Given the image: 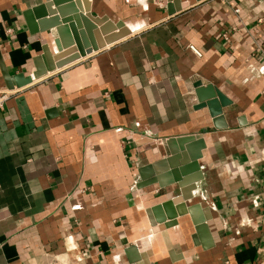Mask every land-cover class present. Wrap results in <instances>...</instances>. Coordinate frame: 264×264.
<instances>
[{
  "label": "crops",
  "instance_id": "crops-1",
  "mask_svg": "<svg viewBox=\"0 0 264 264\" xmlns=\"http://www.w3.org/2000/svg\"><path fill=\"white\" fill-rule=\"evenodd\" d=\"M42 1L0 0V264H264V0H87L130 34L17 87L56 51L24 20ZM195 81L230 101L220 121ZM188 135L185 200L158 164ZM167 201L186 213L160 229L147 211Z\"/></svg>",
  "mask_w": 264,
  "mask_h": 264
},
{
  "label": "water",
  "instance_id": "water-1",
  "mask_svg": "<svg viewBox=\"0 0 264 264\" xmlns=\"http://www.w3.org/2000/svg\"><path fill=\"white\" fill-rule=\"evenodd\" d=\"M81 1L84 3V8L80 4ZM168 1V14H173L174 5L179 8V1L175 0L174 4L171 3V0ZM23 16L31 34L55 29L57 37L53 39V46L56 51L51 53L47 47L43 48L42 55L35 61V70L32 75L26 77L23 74H18L12 78L13 82L10 80L17 87L30 83L32 77L37 79L47 71L62 67L64 64L61 60L73 53L77 52L79 56H85L105 44L130 34V30L124 26L123 22L112 23L105 17L91 16L87 0H43L24 11ZM87 35L91 40L92 37L95 38L97 43L92 42L89 47L90 45H87L86 42ZM71 46H75L74 49H70ZM193 86L199 103L198 108L207 107L215 123L220 121L222 107L229 105L230 101L211 84L203 85L201 81H195ZM195 140L196 138L192 135L169 139L167 145L171 154L165 161L158 164L160 166L168 163L173 179L178 182L179 186H189L182 191L185 200L190 197L189 191L194 188V181L202 178L197 161L201 156L200 152H193L191 149L194 146L192 142ZM198 144L203 147L202 142H198ZM188 174L190 175L188 176ZM185 213L186 210L182 205L174 209L173 201L161 203L147 211L152 224H164L160 225V229L176 224L174 219Z\"/></svg>",
  "mask_w": 264,
  "mask_h": 264
},
{
  "label": "built area",
  "instance_id": "built-area-1",
  "mask_svg": "<svg viewBox=\"0 0 264 264\" xmlns=\"http://www.w3.org/2000/svg\"><path fill=\"white\" fill-rule=\"evenodd\" d=\"M239 9L238 8H234V12H238ZM5 96L0 97V103L2 101V99ZM254 205L258 204V198L254 197V199L252 200ZM78 261V258L76 259V262ZM38 264H74V260L72 259H68V258H64L62 257V255H54V254H50L43 262H40Z\"/></svg>",
  "mask_w": 264,
  "mask_h": 264
}]
</instances>
